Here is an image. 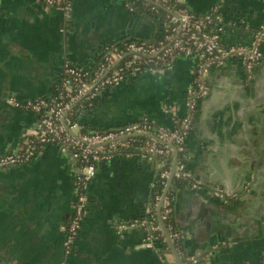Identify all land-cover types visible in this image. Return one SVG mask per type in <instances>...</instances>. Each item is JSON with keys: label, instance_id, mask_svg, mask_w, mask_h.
I'll use <instances>...</instances> for the list:
<instances>
[{"label": "crops", "instance_id": "0c3cea01", "mask_svg": "<svg viewBox=\"0 0 264 264\" xmlns=\"http://www.w3.org/2000/svg\"><path fill=\"white\" fill-rule=\"evenodd\" d=\"M180 2L200 14L219 7L225 44L249 42L264 22V0ZM154 26L124 0H74L69 17L42 0H0V155L26 145L40 116L24 102L55 94L67 58L91 67L108 42L147 38ZM194 76V56L177 57L103 89L83 114L91 130L142 119L171 130L187 112ZM207 79L185 143L187 181L161 182L160 163L144 148L101 160L71 251L62 225L74 212L79 165L70 153L48 144L24 164L0 167V263L181 264L163 229L156 247L143 243L168 196L183 264L191 254L196 264H264V46L252 76L231 56Z\"/></svg>", "mask_w": 264, "mask_h": 264}, {"label": "built area", "instance_id": "2783aa9c", "mask_svg": "<svg viewBox=\"0 0 264 264\" xmlns=\"http://www.w3.org/2000/svg\"><path fill=\"white\" fill-rule=\"evenodd\" d=\"M42 1L50 7L63 10L68 17L71 16L74 0ZM175 1L124 0L127 9L150 18L158 13L160 5L165 7V19L160 18L157 27V31L163 33L162 38L156 41L147 37L108 42L98 61L91 67L79 66L67 58L55 94L52 97L32 98L24 102L26 107L38 112L40 116L39 124L28 137L26 145L0 155V167L24 164L42 147L53 144L69 152L77 162L79 170L74 212L70 221L62 225V229L66 231V251H71L74 247L82 219L88 211L87 187L101 160L116 152H133L136 148H144L151 157L154 154L163 156L159 160L160 176L166 180L171 173L174 156L186 147V138L192 129L193 116L199 101L210 92L207 79L210 71L222 66L227 58L237 56L249 76H252L263 58L264 22L254 29L249 42L225 44L222 40L225 24L219 7L215 6L212 11L200 14L186 4ZM138 5L145 8L143 13L138 11ZM155 28L156 26L154 30ZM189 55L195 58V76L186 90L187 112L177 119L173 129L168 130L152 120L142 119L114 128L88 132L78 130L79 123L68 116L73 105L80 99L95 98L103 89L120 85L131 75H138L145 69L169 68L177 57ZM64 88L68 89L67 99L61 98ZM14 102L20 104L19 101ZM142 135H147V138L144 139V145L140 146ZM174 175L180 178L186 176L184 163L177 160ZM173 209L171 199L168 196L162 198L164 221L171 218ZM151 213L154 217L153 212ZM146 222L143 219L140 223ZM159 230H162L159 222L149 221L143 243L156 247L155 239L158 234L154 231ZM159 234L164 236L163 232ZM170 235L172 239H178L181 232L174 230ZM199 259L197 254H191L188 256V264H196Z\"/></svg>", "mask_w": 264, "mask_h": 264}, {"label": "trees", "instance_id": "16d2710c", "mask_svg": "<svg viewBox=\"0 0 264 264\" xmlns=\"http://www.w3.org/2000/svg\"><path fill=\"white\" fill-rule=\"evenodd\" d=\"M171 1H175V0H171ZM175 2L184 4L183 2H180V1H175ZM138 11L140 13L141 12L143 13V11H145V8H143V7L138 5ZM165 13H166V8L160 5L158 13H154L152 15L153 17L151 18V20H153V22L155 23L156 28H155L154 32L152 33V35L149 36L150 39H153V40L156 41L158 38H162V34L163 33L157 31V29H158L157 27L159 26L160 18L161 19H163V18L165 19ZM128 38H130V37H124L120 41H124V40H126ZM139 39H143V38H139ZM67 91H68V89L64 88V95L61 98L67 99V97H68L67 96ZM95 100H96V98L80 99L79 101H77L73 105L72 109L68 113V116L71 117L72 120L77 121L83 127L84 131H88V132L89 131H93V130L90 129L91 128L90 124L88 123L87 118L85 117V114H83V110H84L86 105L89 106V108H92L94 106ZM140 137L142 138V140L139 142V145L143 146L144 145V139L147 138V135H142ZM162 157H163L162 155H157L158 161L161 160ZM187 161H188V150L185 147L183 150H179L178 151V162L179 163H184L185 169H186ZM160 179H161V182H162V178L161 177H160ZM175 179L177 181H182V182H186L187 181L185 177L184 178L175 177ZM169 198L171 199V204L173 205L172 198L171 197H169ZM149 218H151V216H149ZM155 220H156L155 222H158V218L157 217L155 218ZM152 221H154V219H152ZM165 223H166V226H167V228L169 229L170 232H172L174 230L175 231L179 230L178 227L176 226L174 220L172 219V215H171V218L165 219ZM160 232H162V230L154 231L155 234H158ZM178 239H180V238H178ZM178 239H175V243L177 244V246L182 244V243H180V241Z\"/></svg>", "mask_w": 264, "mask_h": 264}, {"label": "water", "instance_id": "95a60500", "mask_svg": "<svg viewBox=\"0 0 264 264\" xmlns=\"http://www.w3.org/2000/svg\"><path fill=\"white\" fill-rule=\"evenodd\" d=\"M149 19V18H148ZM150 20V19H149ZM238 21V20H237ZM239 22V21H238ZM235 26V27H239L241 26L239 23H234L232 24V27ZM136 38V37H135ZM150 154V153H149ZM155 158H157V155L154 154L153 155ZM177 160H178V153H176V156H175V159H174V163H173V166H172V169H171V173H170V177H169V184H171L172 180H173V177H174V173H175V170H176V165H177ZM166 195V193H164V196ZM162 204V203H161ZM160 204L159 206V209H158V215H159V220H160V223L162 225V229L164 230L165 232V235L167 237V240L170 244V246L172 247V249L174 250V252L176 253L178 259H179V262L181 264H183V259L180 257L179 253H178V250L176 248V245L170 235V232L169 230L167 229V226L165 224V221L163 220L162 218V211H161V208H162V205Z\"/></svg>", "mask_w": 264, "mask_h": 264}, {"label": "rangeland", "instance_id": "374dc122", "mask_svg": "<svg viewBox=\"0 0 264 264\" xmlns=\"http://www.w3.org/2000/svg\"><path fill=\"white\" fill-rule=\"evenodd\" d=\"M257 67V66H256ZM256 69V68H255Z\"/></svg>", "mask_w": 264, "mask_h": 264}, {"label": "flooded vegetation", "instance_id": "af4514ba", "mask_svg": "<svg viewBox=\"0 0 264 264\" xmlns=\"http://www.w3.org/2000/svg\"><path fill=\"white\" fill-rule=\"evenodd\" d=\"M144 24V23H143Z\"/></svg>", "mask_w": 264, "mask_h": 264}]
</instances>
